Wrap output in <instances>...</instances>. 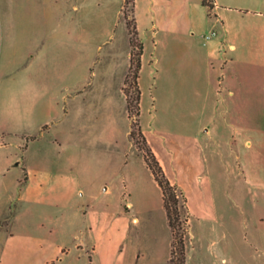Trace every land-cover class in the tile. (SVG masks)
<instances>
[{"label":"rangeland","instance_id":"374dc122","mask_svg":"<svg viewBox=\"0 0 264 264\" xmlns=\"http://www.w3.org/2000/svg\"><path fill=\"white\" fill-rule=\"evenodd\" d=\"M135 1L134 13L125 0L85 13L66 0H36L7 29L0 264H173L162 191L143 140L130 136L137 121L187 198V264H264V199L256 205L254 194L264 190V45L255 42L263 24L238 23L249 39L238 66L248 87L246 118L226 122L222 104L198 99L221 80L220 62L203 43L212 29L202 1ZM125 10L144 44L139 117L128 111L127 95L135 105L136 92ZM213 109L221 145L186 139ZM27 167L35 171L31 203L19 197ZM42 174L72 180L69 207L38 200ZM10 234L18 239L9 242Z\"/></svg>","mask_w":264,"mask_h":264},{"label":"crops","instance_id":"0c3cea01","mask_svg":"<svg viewBox=\"0 0 264 264\" xmlns=\"http://www.w3.org/2000/svg\"><path fill=\"white\" fill-rule=\"evenodd\" d=\"M35 1L36 0H0V149L4 146L3 140L7 135L2 125L3 117L7 114V110L2 106L1 101L2 77L6 75L5 72H3V67L6 68L7 66V64L1 63L3 58V45L7 29H14L21 19L23 8L29 4L35 3ZM66 1L71 3L75 12L82 10L86 13L89 6H94L95 8L99 7L103 11V9L108 7L112 2H118L119 0ZM151 1H153V3L155 2V0ZM214 3L215 6L212 11H209V9L203 5L202 7L206 12L208 21L211 23L210 29L217 30V28H219L220 35L218 36L217 32L218 37L215 36L205 45L209 47V54L211 57L220 62L219 70L221 72V80L219 81L217 90H213V84L210 83L208 87H205L204 90L198 93V99L203 103H209L215 100L217 103L222 104L223 112L219 114L222 120L226 122L235 120L242 121L246 118L244 116L246 114L242 112V105H244L247 100L248 87L241 80V71L238 66L247 58L246 47L249 39L245 32L238 27V23L242 24L247 21H255L261 22L264 27V0H214ZM86 20L87 19L84 18L81 19L80 22L87 23ZM255 42L264 45V35L260 34L255 36ZM223 54H227L228 57L222 56ZM27 69H29V67ZM210 70H214L212 65ZM216 113L215 109H213V115L210 119L206 118L204 113V118L199 121L198 126L193 129L191 133L186 135L188 136L186 139L192 138L195 139L194 141L198 142L200 141L199 139L203 138L205 140L213 139L214 142H216L214 145L219 147L221 143L216 141L218 136ZM143 133L147 135L145 129H143ZM33 139H35V137ZM148 143L150 144V142ZM249 144L250 143H247V145ZM155 154L165 168L164 161L157 151H155ZM3 163H8L7 157ZM237 163L241 169L242 177L245 178L246 182H251L250 180L252 179L249 178L250 170L248 166L242 163L241 160H238ZM26 171L25 190L19 197L20 200L31 203L35 201V180H33L35 178V171L29 167H27ZM38 182V192L36 193L38 200L41 202H49V204H54L63 209L70 206L72 197L76 196L75 193H77V189H72V180H58L57 177L42 174L41 180ZM60 185H64L65 187L59 188ZM256 185L258 186L260 184L256 183ZM254 194L256 195L255 202L257 205L260 200L259 198H262L261 201L264 199V190L257 188ZM131 205L132 204L129 203V206ZM17 239L18 237L16 238V235L10 234L8 241L12 242ZM28 239L35 241V237L33 236H28Z\"/></svg>","mask_w":264,"mask_h":264},{"label":"trees","instance_id":"16d2710c","mask_svg":"<svg viewBox=\"0 0 264 264\" xmlns=\"http://www.w3.org/2000/svg\"><path fill=\"white\" fill-rule=\"evenodd\" d=\"M127 8L128 4L133 6V13L135 12L136 1L135 0H125ZM202 5L207 7L209 11H212L215 3L214 0H202ZM126 24L130 35L131 44V58H130V69L129 75L134 79L135 83V105H133L129 100V95H127L128 101V111L129 115L135 110V114L139 117L141 114V90L139 86L140 71L142 68V56L144 53V44L139 38L137 19L134 16L133 20L130 21L127 17L126 10L124 11ZM131 117V115H130ZM130 136L132 139L139 144L137 137H140L144 142V158L150 168L155 181L159 185L162 191L163 205L167 214L168 224L172 233V251H171V261L173 264H187V245L186 237L189 232V221H190V211L188 207V201L184 193L179 189L177 184L173 183L166 174V171L162 164L160 163L155 152L148 143L141 125L139 122H133L131 127Z\"/></svg>","mask_w":264,"mask_h":264},{"label":"built area","instance_id":"2783aa9c","mask_svg":"<svg viewBox=\"0 0 264 264\" xmlns=\"http://www.w3.org/2000/svg\"><path fill=\"white\" fill-rule=\"evenodd\" d=\"M216 35H217V32L215 30H212L208 34H205L203 36L204 44H207L208 42H210Z\"/></svg>","mask_w":264,"mask_h":264}]
</instances>
